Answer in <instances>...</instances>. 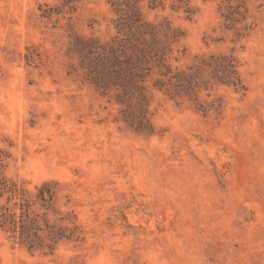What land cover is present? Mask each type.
<instances>
[{"label": "rangeland", "instance_id": "374dc122", "mask_svg": "<svg viewBox=\"0 0 264 264\" xmlns=\"http://www.w3.org/2000/svg\"><path fill=\"white\" fill-rule=\"evenodd\" d=\"M108 0L43 18L57 0H0V153L4 175L33 197L58 183L46 213L69 217L79 239L52 254L31 251L0 229V264H264V0H244L252 31L235 41L220 0H173L145 19L184 32L173 66L233 50L245 93L218 83L199 100L150 95L152 135L117 121L119 106L76 72L78 38L114 34Z\"/></svg>", "mask_w": 264, "mask_h": 264}, {"label": "trees", "instance_id": "16d2710c", "mask_svg": "<svg viewBox=\"0 0 264 264\" xmlns=\"http://www.w3.org/2000/svg\"><path fill=\"white\" fill-rule=\"evenodd\" d=\"M59 5L42 11V17L59 15L65 9L75 11L78 0H57ZM193 0H173L172 8L193 15ZM207 1V0H203ZM114 13V34L106 41L78 38L74 51L76 72L84 82L93 86L101 96L118 106L117 121L145 135L154 133L150 117V95L157 91L179 103L184 99L195 104L203 113H219L222 101L210 103L199 100V92L218 83L245 93L247 88L239 71V62L233 53H212L198 57L195 64L173 66L171 56L184 32L174 28L167 19L152 22L143 16L141 4L149 9L161 6L163 0H108ZM218 10L223 26L232 31L235 41L246 37L253 29L244 0H220ZM4 157L0 153V229L9 238L28 250L52 254L63 241L79 239L77 227L69 217L53 224L46 213L37 209L52 208L58 183L44 182L31 197L25 189L4 175Z\"/></svg>", "mask_w": 264, "mask_h": 264}]
</instances>
